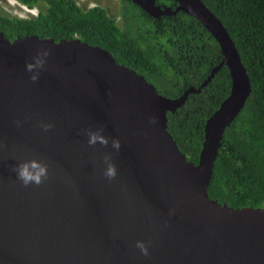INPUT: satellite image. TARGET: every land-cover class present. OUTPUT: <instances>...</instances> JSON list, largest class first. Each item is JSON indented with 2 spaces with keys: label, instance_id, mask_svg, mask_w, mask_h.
Returning a JSON list of instances; mask_svg holds the SVG:
<instances>
[{
  "label": "water",
  "instance_id": "95a60500",
  "mask_svg": "<svg viewBox=\"0 0 264 264\" xmlns=\"http://www.w3.org/2000/svg\"><path fill=\"white\" fill-rule=\"evenodd\" d=\"M130 1L155 18L192 15L223 58L198 88L168 97L99 45L36 34L10 40L0 30V264H264V208L232 207L207 190L223 133L251 91L231 36L202 0H173L174 8ZM41 48L50 55L32 81L26 62ZM221 66L230 91L206 119L194 163L166 114ZM41 122L54 126L45 132ZM100 127L109 145L89 146L86 130ZM111 138L120 139L118 152ZM105 152L117 166L111 181ZM33 157L49 176L25 187L12 169Z\"/></svg>",
  "mask_w": 264,
  "mask_h": 264
},
{
  "label": "trees",
  "instance_id": "16d2710c",
  "mask_svg": "<svg viewBox=\"0 0 264 264\" xmlns=\"http://www.w3.org/2000/svg\"><path fill=\"white\" fill-rule=\"evenodd\" d=\"M17 1L37 13H0V30L8 39L36 34L99 45L168 97H178L190 86L198 88L223 58L212 34L183 11L155 18L134 2L120 0L117 19L100 5L81 8L76 0ZM202 1L231 36L251 84L243 108L223 133L208 194L232 207L264 208V0ZM155 3L174 8L173 0ZM230 87L229 70L221 66L198 92L189 93L181 106L166 114L168 131L194 163L205 121Z\"/></svg>",
  "mask_w": 264,
  "mask_h": 264
},
{
  "label": "clouds",
  "instance_id": "9594fccd",
  "mask_svg": "<svg viewBox=\"0 0 264 264\" xmlns=\"http://www.w3.org/2000/svg\"><path fill=\"white\" fill-rule=\"evenodd\" d=\"M28 8V7H27ZM33 9V8H30ZM36 9V8H35ZM50 55V49L41 48L38 50L37 54L33 57L32 61L26 62V70L31 72L32 75L30 79L32 81H36L39 77V71H34L43 68L45 65L46 57ZM18 125L21 123L20 121L16 122ZM150 123L155 124L156 118L150 117ZM54 125L51 123H43L41 122V127L45 132L50 130ZM86 135L88 137L87 144L89 146H95L99 143L103 147H107L109 145L110 138L104 134V130L102 127L96 129H87ZM111 147L117 152L121 148V141L119 138H111ZM103 163L105 167L103 169V176L106 177L109 181L113 180L117 176V166L113 162L112 153L105 152L103 155ZM48 164L36 157L31 159L22 160L18 164H16L12 171L15 172L16 178L27 187L30 184L40 185L45 180L48 179L49 171ZM140 252L144 256L149 255V249L146 243L142 240H137L135 245Z\"/></svg>",
  "mask_w": 264,
  "mask_h": 264
},
{
  "label": "rangeland",
  "instance_id": "374dc122",
  "mask_svg": "<svg viewBox=\"0 0 264 264\" xmlns=\"http://www.w3.org/2000/svg\"><path fill=\"white\" fill-rule=\"evenodd\" d=\"M81 8H89L94 5L104 7L108 14L119 19L118 10L120 0H76ZM0 13L8 16L27 17L37 13V9L27 8L20 4L17 0H0Z\"/></svg>",
  "mask_w": 264,
  "mask_h": 264
},
{
  "label": "flooded vegetation",
  "instance_id": "af4514ba",
  "mask_svg": "<svg viewBox=\"0 0 264 264\" xmlns=\"http://www.w3.org/2000/svg\"><path fill=\"white\" fill-rule=\"evenodd\" d=\"M167 6H169V5H167Z\"/></svg>",
  "mask_w": 264,
  "mask_h": 264
},
{
  "label": "built area",
  "instance_id": "2783aa9c",
  "mask_svg": "<svg viewBox=\"0 0 264 264\" xmlns=\"http://www.w3.org/2000/svg\"><path fill=\"white\" fill-rule=\"evenodd\" d=\"M36 14V13H35Z\"/></svg>",
  "mask_w": 264,
  "mask_h": 264
}]
</instances>
